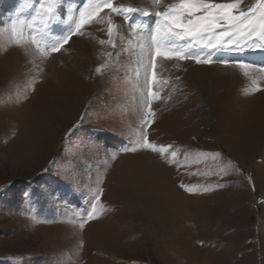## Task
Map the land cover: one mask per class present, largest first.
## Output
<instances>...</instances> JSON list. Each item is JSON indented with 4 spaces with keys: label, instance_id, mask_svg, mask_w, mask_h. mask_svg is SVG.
<instances>
[{
    "label": "rangeland",
    "instance_id": "rangeland-1",
    "mask_svg": "<svg viewBox=\"0 0 264 264\" xmlns=\"http://www.w3.org/2000/svg\"><path fill=\"white\" fill-rule=\"evenodd\" d=\"M37 3L0 0V28L28 18ZM113 3L152 10L151 0ZM81 6L59 0L45 43L74 27L69 17ZM100 15L103 24L86 26L85 36L47 58L17 46L10 30L0 34V264H264V73L253 92L239 69L164 62L149 139L171 145L186 166L125 154L120 141L136 139L142 126L141 45L153 18ZM109 19L119 26L115 47L100 44ZM133 23L145 28L133 33ZM216 55L264 60L259 50ZM83 114L81 129L65 139ZM102 129L107 151L79 143ZM181 183L212 190L187 193ZM97 188L103 207L81 230Z\"/></svg>",
    "mask_w": 264,
    "mask_h": 264
},
{
    "label": "snow or ice",
    "instance_id": "snow-or-ice-1",
    "mask_svg": "<svg viewBox=\"0 0 264 264\" xmlns=\"http://www.w3.org/2000/svg\"><path fill=\"white\" fill-rule=\"evenodd\" d=\"M152 10H145L131 5H114L113 0H81L82 6L78 9V16H70L74 20V27H70L65 34L52 39L51 43H45L50 39L48 28L58 19L56 12L59 0H38L32 14L28 18L13 19L10 29L0 28V34L10 30L15 44L19 47L32 48L43 58L50 53L60 52L70 39L74 36H85V27L92 24H103V16L100 15L104 9L110 10L116 16L123 15L127 20L133 14H141L144 17L153 18V27L147 33V41L141 45V67L144 70L146 83V96L142 101L143 118L141 128L137 132L136 139L120 141L122 147L119 151L128 154L153 153L157 154L165 163L180 167L176 159L178 151L172 150V146L157 145L150 137V126L153 124L152 117L155 114L153 107L156 100L162 99L157 79L158 68L164 62L171 61H194L198 65L220 64L241 70L245 77L251 80L252 91H258L257 76L264 73V60L260 62L245 61L241 58H223L219 53H238L245 50H259L264 56V0H255V3L245 5L244 0H151ZM244 5V6H242ZM26 7L33 8L27 4ZM108 40H100V44H111L115 47L116 35L119 26L112 20L107 21ZM145 25L133 23L132 32L144 29ZM115 30V31H114ZM97 73L101 71L98 67ZM139 75V71L137 72ZM179 79V77H177ZM83 114L64 135L65 139L71 140L81 129L84 122ZM91 136L81 137L79 143L84 147L100 151L108 150L107 142L99 143L101 135L106 132ZM220 156L221 153L213 154ZM171 157V158H170ZM116 159V156H113ZM52 163V162H50ZM48 169H45L47 172ZM228 174L227 169L224 170ZM64 177L66 174L58 172ZM180 187L187 193L211 191L207 187L185 186ZM223 187L218 184L217 188ZM102 188H97L89 193V205L80 213L79 228L83 230L90 221L96 220L101 212ZM86 211V216L84 212ZM48 222V221H44Z\"/></svg>",
    "mask_w": 264,
    "mask_h": 264
},
{
    "label": "bare ground",
    "instance_id": "bare-ground-1",
    "mask_svg": "<svg viewBox=\"0 0 264 264\" xmlns=\"http://www.w3.org/2000/svg\"><path fill=\"white\" fill-rule=\"evenodd\" d=\"M96 36L93 35L92 33H89L87 35V40L89 42V45L92 47V51L96 52V49L99 48L100 46H98L97 44V40H96Z\"/></svg>",
    "mask_w": 264,
    "mask_h": 264
}]
</instances>
